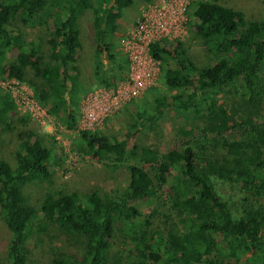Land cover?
<instances>
[{
  "label": "trees",
  "instance_id": "16d2710c",
  "mask_svg": "<svg viewBox=\"0 0 264 264\" xmlns=\"http://www.w3.org/2000/svg\"><path fill=\"white\" fill-rule=\"evenodd\" d=\"M94 1L0 0V76L24 81L32 68L46 81L39 98H53L51 112L63 111L71 130L77 127L80 114L69 109L71 100L66 96L67 83L73 80L69 66L81 48L79 18ZM104 1L97 0L93 7L94 41L109 54L113 44L108 40L134 0H108L107 7ZM188 12L190 32L201 40L213 63L198 66L183 41L153 43L151 55L162 66V81L175 93L170 101L154 99L130 124L128 139L142 128L153 129L169 110L194 123L192 129L179 130L184 139L166 154L135 145L132 163L127 139L82 131L87 149L96 157L116 167L127 166L128 183L109 193L47 191L39 208L28 203L22 190L49 175L50 150L35 131L22 132L16 167L0 159V211L12 235L9 264H27L25 244L32 222L41 216L64 235L85 240L80 258L63 254L52 264H231L243 256L247 259L242 264H264V205L235 212L219 189L224 184H242L255 196H264V122L244 120L239 140L231 134L230 116L218 99L220 91L237 82L248 103L264 95V19H249L215 0L192 2ZM17 19L23 26L52 19L48 40L52 53L45 70L31 61L36 50L14 28ZM17 42H22L19 52L9 62L7 54ZM103 67L99 60L96 76L104 73ZM111 71L117 75L115 69ZM13 109L10 95L0 91V124ZM245 126L250 131L243 134ZM160 191L168 194L170 209L182 218L180 225L166 233L154 230L142 212L143 205ZM134 232L131 246L114 256L115 235ZM218 236H223V243Z\"/></svg>",
  "mask_w": 264,
  "mask_h": 264
},
{
  "label": "rangeland",
  "instance_id": "374dc122",
  "mask_svg": "<svg viewBox=\"0 0 264 264\" xmlns=\"http://www.w3.org/2000/svg\"><path fill=\"white\" fill-rule=\"evenodd\" d=\"M96 1L92 2L89 7L79 18L80 44L81 48L76 55V60L72 64V72L78 73L77 83L74 88L66 93L69 102V109L78 112L83 106V102L93 97L94 94L101 92H112L123 86L128 88L125 93L129 95V76L116 82L113 78H106V73L96 76L92 71L95 59L107 58L105 53L94 43L93 30V7ZM99 1V0H98ZM178 0H134L133 5L124 11L122 18L118 22L117 33L108 40L113 44L111 56L113 59L122 57L128 63V59L123 50L124 41L128 38L129 32L142 16V11L147 8L149 3L160 7L173 5ZM197 0H188L186 10L188 21V35L183 40L184 46L188 49L189 55L194 62L200 67H207L213 63L210 55L202 45L200 39L196 38L189 29V7L192 2ZM214 1V0H212ZM223 5L244 12L249 19H264V0H215ZM109 5L108 0L103 2V7ZM52 18V17H51ZM14 28L22 35L26 43H30L36 54L32 56V62L37 63L42 70L49 62L51 48L48 44L52 36V19H40L33 26H23L19 19L13 22ZM22 42H17L16 48L7 54L8 61L15 59L19 52ZM119 59V60H120ZM156 62V61H155ZM154 86H149L140 95L131 99L124 100L121 106L115 110L102 127L93 132H103L110 138L118 140L127 139V151L129 153V163L134 161L131 150L135 145L140 147L150 146L159 150L162 154L168 153L177 143L184 139L179 130H191L192 123L184 115L174 110L166 112L165 117L161 119L153 129L142 128L133 137L128 139L129 126L137 120L141 112L147 110L154 99L161 98L170 101L172 92L165 87L162 81V66L156 62ZM129 73V66H128ZM73 74V73H72ZM264 78V77H263ZM7 75L0 76V83L9 81ZM21 86L26 87L35 98L46 90V81L43 77L37 75L29 67L24 81H19ZM264 85V83H263ZM0 91H4L0 89ZM42 100L41 98H39ZM218 99L226 108L231 119V134L241 140L242 136L239 127L244 120L252 119L254 122H264V95L253 103H248L243 94L241 83L230 85L219 92ZM47 112V121L45 126H41L37 121L27 114H24L14 106L9 117L5 122L0 124V159L8 162L12 168L17 165L16 153L19 151L20 138L22 132L33 130L41 138L44 146L50 150L49 157V175L23 187V194L26 196L28 203L39 208L44 200L47 191L56 193L79 192L81 194L91 190H100L101 192H111L125 186L129 180V171L127 166L116 167L111 161H102L91 153L82 139V132L78 127L71 130L65 125V114H53L51 107L55 104L53 98L42 100ZM25 121L26 123H23ZM246 127V126H245ZM244 128V127H243ZM250 131L249 127L242 130L243 134ZM92 132V133H93ZM194 130L193 134L196 135ZM220 191L226 200L236 212L243 207L264 205V196H255L253 191L242 186V184H224L219 186ZM145 217L153 222V229L166 233L176 228L182 222L179 214L170 209L169 196L167 193L159 192L157 196L151 199L142 207ZM41 227H45L41 229ZM132 235H123L117 233L112 240V253L118 256L122 250L131 246ZM11 233L7 228L2 212L0 211V264H9L8 247L11 240ZM219 242L223 243V236H218ZM85 240L82 237L67 236L61 233L55 223L44 221L41 217L34 220L31 224L30 236L25 244V255L27 264H52L53 260L61 255H74L80 258L84 253ZM247 256L241 260H234L231 264H240L246 261ZM241 263V264H242Z\"/></svg>",
  "mask_w": 264,
  "mask_h": 264
},
{
  "label": "built area",
  "instance_id": "2783aa9c",
  "mask_svg": "<svg viewBox=\"0 0 264 264\" xmlns=\"http://www.w3.org/2000/svg\"><path fill=\"white\" fill-rule=\"evenodd\" d=\"M188 0L175 1L173 5L165 4L157 7L149 3L142 11V16L132 26L128 38L124 41V52L129 63V95L124 98L128 88L118 86L112 92H101L83 102L78 120V129L93 132L102 127L103 123L113 115L124 100L140 95L149 86H154L156 62L151 55V45L158 41H183L188 35L186 10ZM0 89L6 91L14 106L45 126L47 112L45 105L19 80L11 78L0 83ZM127 100V101H128Z\"/></svg>",
  "mask_w": 264,
  "mask_h": 264
},
{
  "label": "crops",
  "instance_id": "0c3cea01",
  "mask_svg": "<svg viewBox=\"0 0 264 264\" xmlns=\"http://www.w3.org/2000/svg\"><path fill=\"white\" fill-rule=\"evenodd\" d=\"M117 33V32H116ZM95 43V41H94ZM105 53V57L107 58H102L99 59L101 61V63L103 64V68H104V73H106V78H113L114 80H116V82L122 80L125 78V76L128 74V65L127 62H125V59L122 57V60L120 59L121 57H119L118 59H113V57L110 55L111 53ZM120 59V60H119ZM76 60V57H75ZM98 59H95L93 66H92V71H94V73L96 72V64L99 61ZM75 62V61H74ZM73 62V63H74ZM72 63V64H73ZM72 64L69 66V72L72 74L73 76V80L69 81L67 83V85H69V90L72 89V84H76L77 83V78H78V73L76 71L72 72ZM122 65L123 67L118 69V65ZM111 69H115L116 72V76L115 74L111 71ZM122 70V71H121ZM103 74V73H102ZM101 74V75H102ZM67 96V95H66ZM68 98V97H67Z\"/></svg>",
  "mask_w": 264,
  "mask_h": 264
},
{
  "label": "bare ground",
  "instance_id": "6f19581e",
  "mask_svg": "<svg viewBox=\"0 0 264 264\" xmlns=\"http://www.w3.org/2000/svg\"><path fill=\"white\" fill-rule=\"evenodd\" d=\"M78 124V123H77Z\"/></svg>",
  "mask_w": 264,
  "mask_h": 264
}]
</instances>
